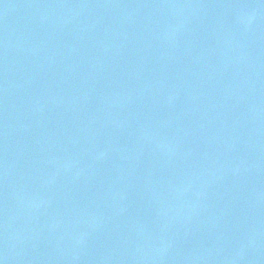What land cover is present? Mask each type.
Listing matches in <instances>:
<instances>
[{
	"label": "water",
	"instance_id": "obj_1",
	"mask_svg": "<svg viewBox=\"0 0 264 264\" xmlns=\"http://www.w3.org/2000/svg\"><path fill=\"white\" fill-rule=\"evenodd\" d=\"M4 264H264V0H0Z\"/></svg>",
	"mask_w": 264,
	"mask_h": 264
},
{
	"label": "snow or ice",
	"instance_id": "obj_2",
	"mask_svg": "<svg viewBox=\"0 0 264 264\" xmlns=\"http://www.w3.org/2000/svg\"><path fill=\"white\" fill-rule=\"evenodd\" d=\"M0 264H4L3 260H0Z\"/></svg>",
	"mask_w": 264,
	"mask_h": 264
}]
</instances>
